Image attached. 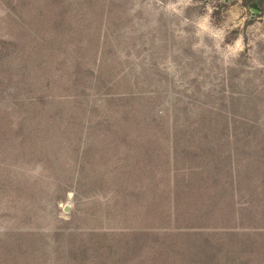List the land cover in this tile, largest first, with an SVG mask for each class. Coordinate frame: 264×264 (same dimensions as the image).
Returning a JSON list of instances; mask_svg holds the SVG:
<instances>
[{"label":"rangeland","instance_id":"1","mask_svg":"<svg viewBox=\"0 0 264 264\" xmlns=\"http://www.w3.org/2000/svg\"><path fill=\"white\" fill-rule=\"evenodd\" d=\"M196 168L213 181L183 188ZM0 249L264 264V0H0Z\"/></svg>","mask_w":264,"mask_h":264},{"label":"trees","instance_id":"2","mask_svg":"<svg viewBox=\"0 0 264 264\" xmlns=\"http://www.w3.org/2000/svg\"><path fill=\"white\" fill-rule=\"evenodd\" d=\"M88 88H91V86L85 85L83 87V90L84 91H82V92H84V94H85V92H86V90ZM82 94L83 93H81L79 95L80 96L79 98H82L83 99L84 97H82L83 96ZM88 94L89 93H87L86 97H88ZM82 99H81V101H82ZM112 100H115V99H112ZM116 100H120V98H117ZM73 101H76V100H73ZM226 159H227V166H226L227 167V170H226L227 171V174H229V172H230V174H232V168H233L232 155L231 154L227 155ZM214 160L215 159H212V161H214ZM196 170H200V171H196V173H192V175L195 176V179L194 180H192V179L189 180L188 179L187 181H185V183H183L184 186L181 185L183 188H186L187 187L188 189H191L194 186V184H196V183H200L203 187H207L208 186L207 184L210 181H213L214 177L209 176V174L205 175L206 173H203L204 172V169L202 170V169L196 168ZM213 175H215V174H213ZM216 175H218V174L216 173ZM176 179H174V187H172V190H171V187L169 186L170 183L168 184V186L165 187V190H164V198H163V200L160 201V204H161V208L163 210V213L165 215H167V220L169 221V223L170 224L172 223V218H173L174 219V222H175L174 223L175 227L178 228V229H180L181 226L178 225L179 224V221H180L181 218L187 217V215L186 216H183L182 214H184V212H186V211H184V208L187 205H189L190 203L188 202V199L184 197L186 195H184V193L180 191L179 187L177 186V183H175L176 182L175 181ZM215 181L217 182V179ZM215 181H214V183H215ZM233 183L234 182L232 181V178H231V184H233ZM216 195H217V193H212V194H210L209 197L211 198V200H214V199L217 198ZM229 198H230V196H229ZM155 202H156L155 201V198H151V197L150 198L149 197L147 198L146 197V200H145V202H144V204L142 206V208H144L143 213H146V214L149 213L152 210V207H154ZM186 232H188L186 234H195L192 231H191V233L189 231H186ZM76 234H78V233H70L68 235H70V236L74 235L75 236ZM150 234H152V233H149V231H144V232H141V233L140 232H134V233H132V236L133 235H145V237L148 238ZM63 235H64V233H63ZM89 235L90 236H93V235H95V233H89ZM2 252L3 251L0 249V253H2ZM154 259H156V258H154ZM144 261H145V259H144ZM156 261H157L156 264H159L160 261H161V259H157ZM145 262L150 263V260H146Z\"/></svg>","mask_w":264,"mask_h":264},{"label":"water","instance_id":"3","mask_svg":"<svg viewBox=\"0 0 264 264\" xmlns=\"http://www.w3.org/2000/svg\"><path fill=\"white\" fill-rule=\"evenodd\" d=\"M251 10H252L253 14L257 12V10L255 8H252ZM253 14H252V16H254ZM65 210L66 211L68 210V205H66Z\"/></svg>","mask_w":264,"mask_h":264}]
</instances>
